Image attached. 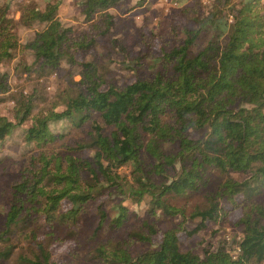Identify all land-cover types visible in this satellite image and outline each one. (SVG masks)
Wrapping results in <instances>:
<instances>
[{
  "label": "trees",
  "instance_id": "obj_1",
  "mask_svg": "<svg viewBox=\"0 0 264 264\" xmlns=\"http://www.w3.org/2000/svg\"><path fill=\"white\" fill-rule=\"evenodd\" d=\"M10 1L0 0V64L23 48L39 67L57 68L75 63L70 49L86 53L110 31L107 10L119 0L81 2L93 34L77 37L56 17L59 2L23 7L19 23L44 25L24 45L17 43ZM233 1L215 0L205 14L185 5L193 29L169 26L159 34L160 55L144 62L163 70L116 85L95 62H80V79L68 77L61 101L33 113L31 97L21 96L16 122L0 116V141L29 121L24 141L37 148L12 186L13 201L0 206V242L21 216H28L25 224L42 215L48 240L83 238L84 264H264V0H239L237 7ZM7 89L0 73V94ZM237 196L243 200L236 256L224 245L203 248L202 256L180 248L187 221L218 220L221 201L234 205ZM175 217L179 222L163 230V219ZM30 238L37 252L24 263L58 264L50 244L33 231ZM136 244L150 247L133 257ZM8 248L0 259H8Z\"/></svg>",
  "mask_w": 264,
  "mask_h": 264
},
{
  "label": "rangeland",
  "instance_id": "obj_2",
  "mask_svg": "<svg viewBox=\"0 0 264 264\" xmlns=\"http://www.w3.org/2000/svg\"><path fill=\"white\" fill-rule=\"evenodd\" d=\"M84 0H11L14 32L17 43L26 44L34 36V33L44 27L42 23L35 22L31 26L19 23L20 11L23 7L31 6L44 9L46 4H58L56 17L62 28L70 29L71 36L77 37L79 33L91 32V22L85 19L82 7ZM215 0H119L107 11L112 15L113 25L105 36H94L93 45L88 52L74 51L70 49L74 57V64L69 61L59 63L57 68H41L40 62H34V56L30 50L15 49L11 61H3L0 64V73L6 75L8 89L0 94V116L16 122L15 105L17 100L31 97L34 105L33 113L45 109L52 103L61 101L65 94L64 88L69 85L68 77L78 81L80 76V62H95L103 74L105 80L122 85L134 81L138 77L149 76L152 72L163 70L164 66L150 68L145 64L146 58L158 57L162 46L159 34L166 35L169 26L186 27L193 29V12L182 11L185 5L198 7L201 13L212 10ZM239 4L234 0L232 6ZM186 12H190L186 14ZM232 14V13H231ZM229 14V22L232 20ZM155 33V35H153ZM95 34V33H94ZM158 35V36H157ZM138 61L140 63L136 64ZM30 122L26 121L16 126L11 133L0 141V206H6L13 201V185L21 180V173L30 163V157L37 152V148L24 141L25 129ZM64 122L51 126L53 131H61ZM110 130L108 129L107 132ZM193 137H196L192 133ZM120 171L128 172L127 168ZM234 179L241 181L247 178L241 173H233ZM102 197L89 206V212L94 213L96 206L102 201ZM261 199H264L262 197ZM243 197L237 196L234 205L222 200L221 211L218 220H207L200 226L197 221H187L184 229L192 230V233L182 230L178 233L180 248L189 250L202 256V249L212 246L213 250L219 245H224L226 250L236 256L238 249L236 242L240 240V231L235 224L241 217ZM28 216H25V218ZM162 217V216H160ZM21 216L12 233L8 232L6 242H0V250L12 249V253L6 260L0 259V264H26L23 259L32 257L36 252V244L30 238L33 231L44 245L51 246L52 261L58 264H84L85 251L80 236L76 240H66L58 243L54 239L48 240L44 234L49 231V225L40 215L26 219L29 223H22L25 219ZM179 218L163 219L161 227L170 228L173 222L178 223ZM82 222L78 224L81 226ZM67 232V231H66ZM58 235V233H56ZM162 232L152 239L151 247H156L161 242ZM8 246V247H7ZM150 245L136 244L131 249L133 257L144 253Z\"/></svg>",
  "mask_w": 264,
  "mask_h": 264
}]
</instances>
